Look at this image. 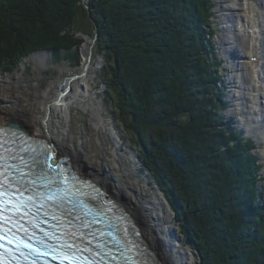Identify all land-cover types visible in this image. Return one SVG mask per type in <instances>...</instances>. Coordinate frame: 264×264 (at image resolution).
Returning <instances> with one entry per match:
<instances>
[{"label":"trees","instance_id":"1","mask_svg":"<svg viewBox=\"0 0 264 264\" xmlns=\"http://www.w3.org/2000/svg\"><path fill=\"white\" fill-rule=\"evenodd\" d=\"M212 0H0V71L40 50L104 58V101L163 193L198 264H264V164L226 117ZM214 57L216 59H214Z\"/></svg>","mask_w":264,"mask_h":264},{"label":"rangeland","instance_id":"2","mask_svg":"<svg viewBox=\"0 0 264 264\" xmlns=\"http://www.w3.org/2000/svg\"><path fill=\"white\" fill-rule=\"evenodd\" d=\"M212 1L215 4L213 12H217L213 21L214 26L217 27L218 30V35L214 37V42L218 49L216 58L218 61H223L224 59H227L228 61L227 63L224 62L222 67L224 83H221L219 87H222L223 90L226 91L228 95V97L226 96V100L229 103H233L231 106L232 109H229L226 112V117L232 116L235 122L238 123L239 120L241 121L243 119L242 116L245 114L247 115L246 110L248 109L245 106L253 105V103L247 101V103L244 102L241 106H237L238 103L233 102L235 98H242L237 89L243 86L242 81L244 77L243 74L237 75L235 79H232V81L235 82V87H228V77L229 75L233 77V71L235 70L232 67L233 61L230 60L231 56H228V58L224 56L223 49L225 46L219 41V38H221L227 31L225 29L227 26L222 20L226 17V14L220 11V5L223 4L220 0ZM84 3L86 8L90 7L89 0H84ZM90 37L91 39L83 36L85 41H94V38L92 36ZM96 41L97 39L95 40L93 47L94 52L91 58L88 80L84 81V78H76V82L74 81L76 84H83L85 91L89 90L90 93L87 100L82 105L75 104L72 107V115L69 124H65V126H68L71 132L70 135L72 136L73 144L80 151L79 153L83 155L82 161L87 163V165L96 172L107 173L108 177L111 179L109 181V186L121 189L128 199L136 202L138 210L143 215L147 212L144 210L146 209L145 205L147 206V204H150V206L147 207L152 209L154 214L150 212L152 217H150L149 224L156 226L157 228V225H160L157 218L159 216L164 218L165 216L166 219L164 218V222L161 221L162 228L171 225L178 232V224L175 221V215L163 196V193L159 191L158 187L153 183L150 173L147 170H144V165L140 159L138 148L130 142L131 137L129 133L123 130L121 123L112 115L114 108L106 107L107 105L104 101V95L107 87H105L106 84H104L102 76L104 58L96 56L95 54ZM87 47L83 46V59L80 67L74 68L67 62L55 64L52 62L48 54L45 57V59L49 61L48 67H41L33 61H25V65H22L12 74H3L0 71V110L7 114L6 119L9 122L22 121L30 128L32 124L28 123L27 120H32L34 122L43 121V118L47 115L46 107L48 106L49 101L59 97L62 92V86L69 82L71 78L75 75L79 76L82 74L83 67L86 64L85 61L88 58V53H85V50L88 49ZM246 49L247 47L245 48V51ZM216 58L214 57V59ZM226 66L228 67V70L226 69V71H224ZM252 71L253 69L248 66L247 77H249V74ZM259 85L264 86V82H260ZM235 92H237V95H234L233 97ZM251 94L252 93H249L250 96ZM262 101L264 102V98H262ZM251 110L252 109L249 111ZM11 115L19 116L20 118H13ZM59 116V114H56V117ZM246 124L252 125V122ZM239 125L243 130L247 127L241 125L240 122ZM260 136V139L262 140L258 141L256 152L260 155L261 162L264 163V134L261 132ZM75 160L76 159L74 158L73 162ZM262 173L264 175V168ZM100 185L102 186L103 184ZM258 188L259 192L264 193L263 182L258 184ZM113 192L115 193L114 189ZM156 195L159 198H156ZM262 198L264 201V196ZM162 228L161 226H158L157 230H161ZM142 233L144 235L143 230ZM158 234L159 238H163L159 232ZM178 236L179 240L184 242L179 232ZM148 237L151 241V237L149 235ZM180 247H183L180 250H184V248L186 249L185 245H180ZM187 250L190 255V257H188L189 264H198L199 260L196 252L190 247H187ZM173 264L180 263L176 260L173 261Z\"/></svg>","mask_w":264,"mask_h":264},{"label":"bare ground","instance_id":"3","mask_svg":"<svg viewBox=\"0 0 264 264\" xmlns=\"http://www.w3.org/2000/svg\"><path fill=\"white\" fill-rule=\"evenodd\" d=\"M220 2L223 3L220 5V11L226 14V17L222 20L227 26L225 27L227 31L221 38H219V41L225 46L223 50L226 57H237L236 62H234L232 66L235 70L233 71L234 76L232 77L229 75V79H235L237 75L241 74H243L244 77L242 81L243 86L237 89L238 93L242 97L240 99L241 102L238 103L237 106H241V104L244 102L247 103V101H251V103H253V105L251 104L245 106L248 109L246 110L247 115L245 114L242 116L243 119L240 123L241 125L247 126L246 130L251 135L257 137V140L260 141L262 140L260 139L261 132L264 134V102L262 101V98H264V86L259 85V80H264V0H220ZM246 47L247 49L245 51ZM26 61H33L41 67H48L49 65V61L41 54L32 55L26 59ZM85 63H87V60ZM23 65H25V63H23ZM90 65L91 62L88 65L86 75L84 77H80L84 78V81H87L89 78L88 73ZM248 66L253 69V71L249 74V77H247ZM74 81L75 80L71 83L67 82L62 86L61 94L64 93L68 87H70V90L65 96L60 97V94L58 98L49 101L48 106L46 107L47 115L43 118V121L34 122L32 120H27L28 123L32 124L31 128L33 131L29 126L20 120L19 121L21 123L17 121L9 122L6 119L7 114L2 110H0V117L5 120H0V125H12L14 127V125L17 124L20 129L33 138L41 140L47 144L52 143L53 148L57 151V153L62 157H65L67 165H69L78 175L84 177L86 180L89 178L97 186L103 184L104 186H100L106 193H109V199L115 201L117 204L119 203V207H123L125 209L133 223H135L134 226L139 228L137 233L141 236L140 243L145 244L146 247H149L152 250L156 263L173 264V260H171L170 256L167 255L169 253L158 245V232L163 235L162 231L160 229L157 230L158 227L156 228V226L149 224L150 217H152L150 212L154 214L152 209L147 207L150 206V204H147V206L145 205L146 209L144 210L147 211L145 212V215L141 214L135 201L128 199L126 194L123 193L121 189L109 186V181L111 179L108 177L107 173L104 174L105 172H96L94 169L89 167L87 163L82 161L83 155L79 153L80 151L73 144L72 136L70 135L71 132L65 124H69L72 115V107L75 104L82 105L87 100L90 91H85L83 84H76V81ZM249 93H252L251 96ZM233 95H237V92ZM250 109L252 110L249 111ZM56 114H59L60 116L56 117ZM11 117L16 118L17 116L11 115ZM245 122H252V125H248ZM74 158L76 160L73 162ZM113 189L115 190V193L113 192ZM156 198L159 197L156 195ZM164 218L166 219L165 216ZM164 218L160 216L157 218L161 228V221L164 222ZM142 230L144 231L145 237ZM163 230H165L166 234H169V238L175 246L176 256L179 258L181 257V259L185 261L184 263H186V261L188 262V257H190V255L187 250V246H185L186 249L184 248V250H180L183 248L180 247V245H184V242L180 241L179 238L173 234L174 227L169 225L167 227H163ZM146 232L151 237L152 242ZM177 262L179 261L177 260Z\"/></svg>","mask_w":264,"mask_h":264},{"label":"snow or ice","instance_id":"4","mask_svg":"<svg viewBox=\"0 0 264 264\" xmlns=\"http://www.w3.org/2000/svg\"><path fill=\"white\" fill-rule=\"evenodd\" d=\"M10 185L7 181L0 182V257L4 256L5 252L11 254V249L7 248L4 241L7 244H11L12 240L16 237V233L13 231L17 227L18 221L16 215L21 212V209H27L28 203L22 199L13 200L15 193L9 191ZM22 196L23 193L20 189L16 190ZM31 200V197L28 198ZM52 199V197H49ZM27 215V212L24 213ZM22 227V226H21ZM27 230H25L26 232ZM31 239V237H29ZM39 243H44L40 241ZM20 247V243L17 244V248ZM23 247L28 248L34 257L48 255V252H44L41 249L34 247L32 244L23 243ZM50 249L53 260H59V264H84L86 258H82L80 255V249L73 243H69L67 240L58 245H45ZM27 259V255L21 253ZM15 259V257H12ZM35 264V260H33Z\"/></svg>","mask_w":264,"mask_h":264},{"label":"water","instance_id":"5","mask_svg":"<svg viewBox=\"0 0 264 264\" xmlns=\"http://www.w3.org/2000/svg\"><path fill=\"white\" fill-rule=\"evenodd\" d=\"M89 8V7H88ZM84 36H86V37H88V38H90L91 39V35H84ZM97 38L95 37L94 38V41H91V40H89V41H85L84 42V44L82 45V49H83V46H86L87 47V45H88V49L87 50H85V52L86 53H88L87 55H88V58H87V63L85 64V66L83 67V71H82V74L81 75H76V76H74L73 78H71V80L69 81V83H71L73 80H75L76 78H80V77H84L85 75H86V71H87V68H88V65H89V63L91 62V58H92V54H93V47H94V44H95V40H96ZM37 54H41V55H43L44 57H46V55H48L49 53H48V51L47 50H40V51H37V52H35V53H33L32 55H37ZM103 64L105 65V62L103 61ZM105 87H107V85L105 86ZM70 90V87H68L65 91H64V93H62L61 95H60V97H62V96H65L66 94H67V92ZM11 127H13L12 125H11ZM15 130H20V131H22L23 133H25V131H23L22 129H20V127L17 125V124H15L14 125V127H13ZM48 146H49V150H51V151H49V152H51L52 153V156H53V160H51V165H59L60 163H66V161H65V157H62L60 154H58L57 153V151L53 148V144L52 143H49L48 144ZM80 176V175H79ZM80 178L81 179H83V180H86L84 177H82V176H80ZM87 180H89V181H91L89 178H87ZM100 186V185H99ZM107 195H108V197H110L109 196V193H107ZM119 204V203H118ZM120 205V204H119ZM123 208V207H122ZM159 222V221H158ZM134 225H135V223H134ZM158 226H160V225H157V227ZM132 229H134L135 231H139V228L138 227H132ZM161 231H162V236H163V238H159L158 239V245L163 249V250H165L167 253H169V254H167L168 256H170V258H171V260H173V261H176V260H178L179 262H180V264H189V262H187L186 261V263H184L185 261H183V259H181V257L179 258L178 256H176V254H175V246L173 245V243L171 242V240H170V238H169V234L167 233L166 234V232H165V230H163V228L161 229ZM139 234V233H138ZM173 234L176 236V237H178L179 238V236H178V232H177V230H173ZM139 237H141L140 236V234H139ZM140 241H141V239H140ZM144 246H145V248H146V251H147V253H148V255H149V257L150 258H152L153 259V263L154 264H157L156 263V259L153 257V252H152V250L149 248V247H146V245L145 244H143ZM151 251H150V250ZM187 255V254H186ZM185 258H187V257H185Z\"/></svg>","mask_w":264,"mask_h":264},{"label":"flooded vegetation","instance_id":"6","mask_svg":"<svg viewBox=\"0 0 264 264\" xmlns=\"http://www.w3.org/2000/svg\"><path fill=\"white\" fill-rule=\"evenodd\" d=\"M0 120H1V121H4L5 119L0 117Z\"/></svg>","mask_w":264,"mask_h":264}]
</instances>
